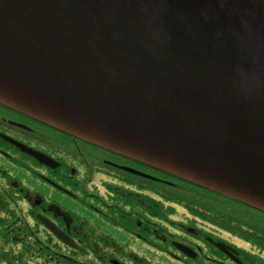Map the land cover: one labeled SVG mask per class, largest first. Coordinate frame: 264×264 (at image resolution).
Returning <instances> with one entry per match:
<instances>
[{
	"label": "water",
	"instance_id": "95a60500",
	"mask_svg": "<svg viewBox=\"0 0 264 264\" xmlns=\"http://www.w3.org/2000/svg\"><path fill=\"white\" fill-rule=\"evenodd\" d=\"M0 103L264 211V0H0Z\"/></svg>",
	"mask_w": 264,
	"mask_h": 264
},
{
	"label": "flooded vegetation",
	"instance_id": "af4514ba",
	"mask_svg": "<svg viewBox=\"0 0 264 264\" xmlns=\"http://www.w3.org/2000/svg\"><path fill=\"white\" fill-rule=\"evenodd\" d=\"M72 142L80 141L0 103V264H260L197 222L168 233L146 220L136 227L133 215H120V225L106 223L102 210L85 205L89 168L76 175Z\"/></svg>",
	"mask_w": 264,
	"mask_h": 264
},
{
	"label": "trees",
	"instance_id": "16d2710c",
	"mask_svg": "<svg viewBox=\"0 0 264 264\" xmlns=\"http://www.w3.org/2000/svg\"><path fill=\"white\" fill-rule=\"evenodd\" d=\"M71 138L80 141L72 142L71 167L79 176L84 175L81 167L89 168L85 205L102 210L106 223L120 225V215H133L136 227L146 220L151 229L168 233L175 232L178 224L185 227L197 222L211 234L246 242L249 248L242 254L247 262L253 257L264 264V211L110 149ZM116 218L115 223L111 221ZM168 242L169 237L164 244L168 246Z\"/></svg>",
	"mask_w": 264,
	"mask_h": 264
},
{
	"label": "rangeland",
	"instance_id": "374dc122",
	"mask_svg": "<svg viewBox=\"0 0 264 264\" xmlns=\"http://www.w3.org/2000/svg\"><path fill=\"white\" fill-rule=\"evenodd\" d=\"M230 241L233 242L235 244V246H237L240 249L248 250V248H249L248 244L246 242L241 241V240L231 239Z\"/></svg>",
	"mask_w": 264,
	"mask_h": 264
}]
</instances>
